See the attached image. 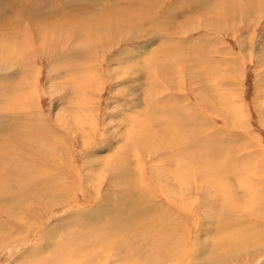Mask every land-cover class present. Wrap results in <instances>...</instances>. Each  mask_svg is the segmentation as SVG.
Wrapping results in <instances>:
<instances>
[{
	"label": "rangeland",
	"instance_id": "obj_1",
	"mask_svg": "<svg viewBox=\"0 0 264 264\" xmlns=\"http://www.w3.org/2000/svg\"><path fill=\"white\" fill-rule=\"evenodd\" d=\"M223 1L232 0H0V143L15 145L13 151L28 153L43 169L69 165L78 184L66 204L63 199L34 204L49 208L36 225L17 213L13 218L0 212V264H43L45 259V264H60L44 252L45 230L52 228L58 240L60 230L64 235L80 221L76 212L92 209L96 201L111 206L110 200L124 199L126 206H136L138 184L135 175L128 181V168L142 174L153 192L176 193L174 202L198 219L188 241L198 233L200 245L172 248L178 258L150 262L147 256L170 253V241L158 248L163 241L156 233L157 249H149L141 219L123 215L104 229L108 241L96 251L101 262L88 263L85 251L68 256L71 264H210L213 233L264 241V230L257 233L258 224L264 226V51L259 50H264V5L243 7L241 13L231 6L214 14L210 6ZM238 1L235 5L244 2ZM144 13L151 15L150 22ZM120 18L139 20L141 28L118 23ZM115 29L120 32L112 35ZM25 41L35 43L32 57ZM176 119L184 131L191 127L187 119L201 129L191 127L196 144L191 135L183 144L174 142L172 132L184 134ZM18 136L27 139L29 149ZM197 146L203 150L200 157L193 153ZM176 156L187 171H169L181 181L164 174L165 160ZM108 162H115L111 169L104 167ZM25 178L11 181H31L26 190L33 191L36 182ZM8 219L22 232L10 233ZM64 243L74 250L79 246L74 232ZM247 264H264V253Z\"/></svg>",
	"mask_w": 264,
	"mask_h": 264
},
{
	"label": "bare ground",
	"instance_id": "obj_2",
	"mask_svg": "<svg viewBox=\"0 0 264 264\" xmlns=\"http://www.w3.org/2000/svg\"><path fill=\"white\" fill-rule=\"evenodd\" d=\"M237 1L238 0H236V1L232 0L231 3H227L225 1H223L221 6H219L217 4L215 6L212 5L210 7L212 8V11H214V14H217L219 11L220 12L221 11H225L226 12L228 9H230L231 6H235L238 9V13H241L240 10L241 9L243 10V7H245L244 11H246L245 9H247V8L252 9V7H261V6L264 5V4L260 3V0L258 2H256V3H252V0H244L243 3H239V4L235 5V2H237ZM238 2H241V1H238ZM2 4H4V3H2ZM5 4H7V3H5ZM8 5H9V3H8ZM8 5H5V6H8ZM2 7L3 6L0 5V9ZM148 7L149 6H145V8H148ZM132 12H133V10H132ZM121 14H123V13H121ZM124 14L126 15V13H124ZM143 17L145 19H147V22H150L151 15H147L146 13H144ZM126 19H127L126 21L123 20V18H120V19H117V20H120L118 23H120L122 20L124 22L129 21V23H131L132 25H134L136 27H140L139 26V23H140L139 20L134 21V20H130L128 18H126ZM117 20H115V21H117ZM113 22H114V20H113ZM109 23H112V22H109ZM217 25H218V21H217ZM100 26L103 28L104 26L107 27V26H110V25H108V24H106V25L105 24H100ZM40 28H41V26H40ZM130 28H132V26ZM121 29H122V27H121ZM67 30H69V29H67ZM72 30H74V29H72ZM85 30H88V28H85ZM119 32H120V30L115 29V30L111 31V34L112 35H114L116 33L119 34ZM124 32H126V30ZM32 34H33V32H32ZM87 34L86 35L89 36L90 32H88ZM67 35L70 36V33H68ZM39 37H41V36H39ZM90 37H91V35L89 36V38ZM8 39H9V37H8ZM12 39H14V38H12ZM25 40H26V38H25ZM7 41H9V40H7ZM13 42H16V41H13ZM29 42H31V41H28V42L25 41L24 45H26V51L30 52L28 55H31L30 57H32V53L33 52L31 53V48H34V44L35 43L34 44L32 43L33 40H32L31 43H29ZM16 43H18V41ZM88 43H89V41H88ZM10 44H12V43H10ZM22 45H23V43H22ZM18 47H21V46L18 45ZM3 48H5V46ZM7 48H9V46ZM10 50H11V47H10ZM10 50L7 51V52L12 53V52H10ZM14 50H16V49H14ZM259 50H261L260 52L264 51L262 49H259ZM4 51H5V49L3 50V52ZM15 54H17V53H15ZM124 54H125V52L122 53V55H124ZM263 56H264V54H263ZM262 58H264V57H262ZM8 59H10V57H8ZM136 60H138V59H136ZM128 61L131 62V60H128ZM23 98H25V97H23ZM26 101H28V99L24 100L25 104L21 103V106H23L24 108L26 107V103H27ZM189 117H190V115H189ZM190 119H187V121H188L187 123L188 124L190 123L191 127H195V129L198 130L199 128H197L196 124L194 125L191 122ZM172 121H174V120H172ZM177 123H178V126L180 125L179 127L181 129H183L181 127L180 120H177ZM38 126H40V125H38ZM191 127H188L189 131H186V130L184 131V129H183L182 133H184V134L182 135V138L178 137L173 132H172V135H170V136L173 137L172 138L173 140H174V138H176V141H177L178 144H183V142H186L184 140V136L188 137V136L191 135L190 136V140H192L196 144V142L194 140V137H195V135L197 133L192 132L191 131L192 130ZM200 130H198V131H200ZM40 133H41L40 134V138L42 139V131L41 130H40ZM193 133H195V135ZM199 133H201V132H199ZM19 138H21V140H24L23 148L25 146V149H26L28 147L27 139H25L24 137L23 138L19 137ZM197 138L195 137V139H197ZM202 141H203V139H202ZM174 142H175V140H174ZM37 147H39V146H37ZM14 148H16L15 145L13 146V149H11V147L9 148V146H6V145L4 146V144L0 143V163H2V165L5 164L6 166L5 165L4 166L7 167L5 169L0 170V188H2V190H0V199L1 198L6 199V201H2V204L0 205V212H1V214H9V215L13 216V218H16L15 213H17L23 219H26V221H31V223H34L36 225L37 222L40 223L39 219L42 218L41 216L46 215V213L48 212L49 208L46 210L45 206H44V208H45L44 209L43 207L41 208L40 206L34 205V204L39 203V202H41L43 200H47V199H51V200H53V199H59V200L63 199V203L66 204V202H65L66 198H68L69 196H72V194L74 193L73 191L78 187V184H76L75 181H74L75 179H74V176H73V169L71 167L69 168V165H67L68 167H65L63 165L61 167L56 166L57 168L54 169L53 171L48 170V169H43L42 168V164H36V165L34 164L32 159L29 158V154L28 153L22 155L21 152H20V149L19 150L17 149L15 151H13ZM199 148H200V146L198 148L193 149V153L198 154V156L200 157V156L203 155V153H202L203 150L201 151ZM27 149H29V148H27ZM151 149L147 150V152H149ZM155 149H156V147H155ZM166 149H168V148H166ZM185 149H186V146H185L184 150ZM199 150H200V152H198ZM155 152H158V151H155ZM38 156H39V154H38ZM27 158H28L29 161H27ZM39 158L40 157L36 156V159H38L37 161H39ZM165 161H167L166 162L167 166L164 168L166 170V172L164 171L165 173L164 172L163 173L165 175H166L167 172L169 174H171V175L175 174V176H172V177H174L176 180L179 179L181 181L182 180V179H180L181 177L178 174H176V173L177 172L180 173V172H184V171L186 172L187 170L182 171V169H185V168L181 167V165L178 163L179 159L177 158V156H176V158H172V157L171 158H167ZM161 162H163V161H161ZM114 163L115 162L104 163V167H107V169L108 168L111 169ZM163 164H165V163H163ZM170 167H172L171 169L176 171V173H172L171 172L172 170L169 171ZM200 169H202V168H200ZM195 170L197 171V169H195ZM9 171L12 172V173H8ZM127 171L130 172V174L127 173L129 175L128 179H130L128 181H130V183H131L132 175L136 176L135 184H138V187L136 188V191L139 194L138 204L136 206H134V207L126 206L124 204L125 203L124 199H123V201L121 203H119L118 200H113L112 199V200H110V203L112 202L113 204L111 206H109L108 205L109 201L108 202L105 201L104 203L96 201L95 204H94V207L92 209H89L87 211H84V209H82L83 211L80 210V211L76 212V214H77L76 217L78 219H80V221L78 223H76V222L72 223L70 228L67 227L69 229L64 235L62 234L63 230H60L59 231L60 237H58V240L55 239V237H54L55 233H53L52 228L45 230V234L48 236L46 241H45V243H46V245L44 247L45 254H48L50 256H54V257L58 258L59 260H61L60 264H71V261L67 260L68 256L71 255L73 257L74 255L81 254V253H84L85 251H88L87 252V258H86L88 260V263L93 262L94 259L96 261L101 262V257L96 251L99 250L102 247L101 245L105 244L108 241L104 229L108 228L109 224L115 223V219H117V218H119L120 216H123V215H127V216H129L131 218H134V219H141L142 227L144 228V230L148 231V234H147L146 238L144 239V242H145V244H149V245H147L149 249L150 248H153L154 250L157 249V245H156V242H155L156 233L158 234L160 240L163 241V242L160 241L161 244L158 247L160 249H164L166 247V243L168 241H170V243H171V245L169 244V248H171V249L172 248H176V247H181L182 249L183 248L185 249L189 245L197 244V243L200 245V242L198 240V239H200V236H199L198 233L196 234L197 237L195 236L196 238L193 241H191V242L188 241L189 237L193 234V232H195L196 225L198 224V223H196V224L194 223V225H192V222H196V221H198V219L197 218H195V219L191 218L193 216H188V215L185 214V212L189 211L186 205L183 206L182 203H180V202H174V198L175 197L173 195L176 194V193H174L172 195L171 191L170 192H167V191L160 192L159 190L157 191V193H155V192H153L151 190L150 185L144 182L143 175L135 171V168H134V170H131V169L128 168ZM155 171H156V169H155ZM25 176L30 177V180H32V182H36V183L33 184V187H31V188H33V191L28 192L26 190L27 189L26 187L30 184L31 181L29 182V184L27 182L25 183V181H21V180H15L16 182H14V183H12V181H11V179L13 180V179H17V178L24 179V180L25 179H29V178H25ZM41 178H42V181H39ZM116 179H117V177L114 180H116ZM114 183L115 184H121L122 182L121 183H119V182L117 183V182L114 181ZM9 185L12 186V189L9 187ZM178 185H179V183H178ZM189 185H190V183H189ZM180 186H181V183H180ZM118 187H119V185H118ZM121 188H123V187L121 186ZM121 188H120V190H121ZM170 188H171V186H170ZM173 188H175V186ZM173 188H172V190H173ZM158 189H159V187H158ZM174 190H176V189H174ZM124 191H126V190H124ZM25 192L29 193V195L25 194ZM119 194H121L122 197H123L124 196L123 190L120 191ZM244 196H246V195H244ZM177 198H178V196H177ZM162 200H165L166 205L163 204ZM252 201H255V200H252ZM63 203L61 205H63ZM48 204H49V202H48ZM10 205H12V206H10ZM57 205L58 204H56V202H55L54 206L57 207ZM68 205L69 204H67V206ZM245 206L246 205H244V207ZM190 215H192V214L190 213ZM214 215H211V217L209 218V220H212V223H213V221L216 220V218H214L215 220H213V218H212V216L215 217ZM201 218H203V217H201ZM243 220H245V219H243ZM8 221H11V220L8 219ZM5 223H6L5 226L9 228V229L7 228V230L10 233L16 234V232H18V231L20 232V230H21L20 226L14 224L13 222H12L13 225H8L7 220H6ZM210 223H211V221H210ZM258 226H260L261 228H260V230L257 233H261L262 230H264V226L262 227V225H259V224H258ZM219 228L223 229L221 224L219 225ZM248 228L250 229L249 226L245 227V229H248ZM126 230L131 231L132 229L131 228H127ZM213 230L216 233L220 232V231H217V228H213ZM21 232H22V230H21ZM73 232L75 233L77 241L79 242V246H78L77 250H74L73 248L68 247L64 243L65 241H67V240L72 238ZM112 234L115 236V233H112ZM119 234H120L119 231L116 229V236H119ZM211 237H212V239H211V251H210V254H209L208 258H207V260L209 261L210 264H214V263H216L218 261L225 262L226 264H236V263L237 264H247V263H250V262L254 261L261 254L264 253V241H261L262 239L260 240V237H255V238L254 237L253 238L250 237L249 240L246 241V242L244 241V238H238L237 237L238 239H240V240H238L240 242H237V243L234 241L237 238L234 237V233L233 232L226 233V232L222 231V236L221 237H218V236L215 237V234L213 233V235ZM202 243H203V241H202ZM208 244H210V242ZM194 246H196V245H194ZM141 250L143 251V253H146V252H144L143 248H141ZM206 250H207L206 252H208L209 249H206ZM151 251L153 252V250H151ZM174 251L175 250L172 249L170 251V253H168L167 255H166L165 252H163V254L165 253V255L155 254V257H153V256L148 257L147 256V258H148V260L150 262H154V261H157V260H162L163 261L164 259H168L169 260V259H173V258H178V257H176L177 253H175ZM161 253H162V251H161ZM48 255H46V256H48ZM45 260H43V264H45L44 263ZM114 262H116V261H114Z\"/></svg>",
	"mask_w": 264,
	"mask_h": 264
}]
</instances>
